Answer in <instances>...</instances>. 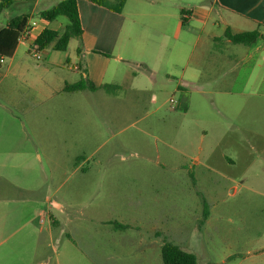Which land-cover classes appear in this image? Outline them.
<instances>
[{
  "label": "rangeland",
  "instance_id": "obj_1",
  "mask_svg": "<svg viewBox=\"0 0 264 264\" xmlns=\"http://www.w3.org/2000/svg\"><path fill=\"white\" fill-rule=\"evenodd\" d=\"M176 1L179 19L180 6L187 4ZM195 1L193 9L210 5V0ZM30 5L27 0L1 12L0 27L12 15L29 13ZM40 18L38 10L29 15L30 21ZM57 20L69 23L64 15ZM222 28L216 10L205 21L191 12L180 36L200 34L194 60L207 51L206 59L213 62L223 45L209 37L221 34ZM79 46V39L71 37L66 49L54 51L66 58L55 76L79 78ZM3 60L1 68L8 57ZM244 70L235 89L243 87ZM260 75L254 73L253 85ZM156 79L155 103L147 96L109 106L97 103L89 124L96 129L91 140H86L82 112L80 134L57 160L60 168L42 180L40 192L15 196L16 202L0 198V264H162L164 237L193 252L197 264H264V195L240 188L239 179L221 169L223 148L215 145L229 116L218 93L202 99L193 94L184 113L178 104L172 108L175 101H184L175 81L161 74ZM200 128L205 130L203 141ZM76 155L81 156L74 170ZM202 198L208 205L205 219ZM113 221L127 227L114 228Z\"/></svg>",
  "mask_w": 264,
  "mask_h": 264
},
{
  "label": "crops",
  "instance_id": "obj_2",
  "mask_svg": "<svg viewBox=\"0 0 264 264\" xmlns=\"http://www.w3.org/2000/svg\"><path fill=\"white\" fill-rule=\"evenodd\" d=\"M24 1L27 0H12L10 7ZM56 1L31 0L30 12L26 14L39 12L47 3ZM194 2L182 1L187 7L180 6L179 11L190 9V13L205 21L216 10L223 19L221 34L209 37L213 43L221 41L223 45L213 62L206 59L207 51H201L194 60L200 34L180 36L184 25L178 19L176 0H126L121 12L89 0H77L82 29L78 38L80 63L96 85L93 90L63 89L66 82L77 80L55 76L62 69L65 56L54 52L57 50L51 45L34 54L30 49L33 39L26 40L22 48L18 41L4 68L1 65L5 60L0 61L1 199L16 202L15 196L32 195L43 189L42 180H48L60 168L57 160H62L66 148L72 147L80 134L82 112H85L86 140H91L96 129L94 126L92 130L89 124L97 103L109 106L145 96L155 103L153 84L157 74L166 81H175L184 101H175L172 108L176 109L178 104L184 113L193 94L202 99L218 93L221 108L229 116L228 125L223 126L221 139L215 145L223 148L219 152L221 169L239 179L240 188L264 195V102L250 101L264 99V0H210L209 6L193 9ZM190 13L185 16L189 18ZM34 22L33 38L44 27L62 31L66 25L57 17ZM226 27L232 31L257 28L261 35L249 45L233 43L224 37ZM243 68V87L235 89ZM256 71L261 75L255 86L252 77ZM50 72L56 78L50 77ZM191 83L196 86L190 90ZM200 132L199 139L203 141L205 130L200 128ZM79 156L72 158L74 170L79 165ZM246 180L252 183L249 185ZM236 189L234 186L232 190ZM46 200L50 202L49 197ZM56 204L60 207L62 203Z\"/></svg>",
  "mask_w": 264,
  "mask_h": 264
},
{
  "label": "trees",
  "instance_id": "obj_3",
  "mask_svg": "<svg viewBox=\"0 0 264 264\" xmlns=\"http://www.w3.org/2000/svg\"><path fill=\"white\" fill-rule=\"evenodd\" d=\"M77 0H57L49 8L39 10V16L46 20H53L59 15L68 18L69 23L65 25L62 31H58L49 27H44L34 38L32 46L37 50H41L46 46H52L56 50H64L71 37L80 38L82 29L80 25L79 15L77 11ZM97 5H101L114 12H121L126 0H89ZM12 0H0V13L10 7ZM190 9L180 10V23L185 25L187 17L185 14L190 13ZM29 14H19L9 17L6 24L0 27V58L10 57L18 43V37L28 23ZM260 31L255 28L252 30L232 31L226 27L224 37L233 43H241L249 45L260 37ZM81 53V47L77 48ZM79 78L74 82H66L63 86L65 90H76L82 88L95 89L96 85L88 78L86 68L79 63ZM104 87H115L114 84H103ZM203 218L208 216L207 202L202 198ZM55 223L54 220H52ZM114 228L124 229L127 224L117 221L111 222ZM160 256L162 264H197L196 255L183 249L179 244L163 238L160 246ZM207 264H219L215 262Z\"/></svg>",
  "mask_w": 264,
  "mask_h": 264
},
{
  "label": "built area",
  "instance_id": "obj_4",
  "mask_svg": "<svg viewBox=\"0 0 264 264\" xmlns=\"http://www.w3.org/2000/svg\"><path fill=\"white\" fill-rule=\"evenodd\" d=\"M33 25H35V22L34 21H31L29 23H27V25L25 26V28L23 29V31L20 33L19 37H18V41H26V40H29V39H33V34L31 32V29L33 27ZM32 40V42H33ZM32 42H31V51L35 54L37 52V49L32 46ZM0 61H2V59L0 58Z\"/></svg>",
  "mask_w": 264,
  "mask_h": 264
}]
</instances>
